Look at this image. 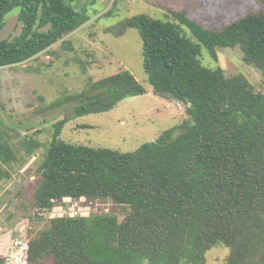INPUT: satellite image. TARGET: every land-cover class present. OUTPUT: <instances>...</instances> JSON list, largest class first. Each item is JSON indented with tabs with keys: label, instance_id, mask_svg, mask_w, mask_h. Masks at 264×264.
Here are the masks:
<instances>
[{
	"label": "trees",
	"instance_id": "16d2710c",
	"mask_svg": "<svg viewBox=\"0 0 264 264\" xmlns=\"http://www.w3.org/2000/svg\"><path fill=\"white\" fill-rule=\"evenodd\" d=\"M78 1L0 0V35L6 16L21 9L20 34L0 38V68L37 58L84 25L89 17L74 6ZM259 1L261 10L222 30L185 11L171 12L177 23L147 15L126 21L142 35L154 94L183 102L188 119L130 153L67 143L60 137L67 121H58L33 192L32 215L49 227L30 237L31 264L47 257L54 264H206L207 252L220 244L230 249L226 264H264V93L242 74L227 76L218 56L219 49L240 47L244 62L264 78ZM203 48L214 68L203 64ZM93 87L78 116L148 93L127 70ZM15 157L0 126V180ZM75 199L113 201L131 211L125 218L64 215ZM10 241L0 237V264Z\"/></svg>",
	"mask_w": 264,
	"mask_h": 264
},
{
	"label": "rangeland",
	"instance_id": "374dc122",
	"mask_svg": "<svg viewBox=\"0 0 264 264\" xmlns=\"http://www.w3.org/2000/svg\"><path fill=\"white\" fill-rule=\"evenodd\" d=\"M74 6L87 11L89 20L84 25L37 58L0 68V126L16 155L14 162L3 166L8 175L0 180V237L14 239L26 232L30 238L33 232L49 227L48 220H36L32 215L33 192L58 121H67L60 136L67 143L130 153L188 119L185 105L178 108L175 99L154 94L144 70L142 35L140 30L128 28L127 20L147 15L176 22L171 12L185 11L205 28L222 30L261 10L259 0H79ZM20 12L15 8L6 16L2 40L20 34ZM183 30L196 42L188 29ZM218 56L227 76L242 74L256 91L264 93L262 72L244 62L240 47L219 49ZM202 61L207 67L217 65L205 48ZM125 70L147 94L127 99L109 112L77 115L84 97L94 94V83ZM81 208L83 214L95 217L125 218L131 211L105 200L92 206L83 203ZM229 254L227 246L217 245L207 252L206 264H226ZM41 264H54V260L47 257Z\"/></svg>",
	"mask_w": 264,
	"mask_h": 264
},
{
	"label": "built area",
	"instance_id": "2783aa9c",
	"mask_svg": "<svg viewBox=\"0 0 264 264\" xmlns=\"http://www.w3.org/2000/svg\"><path fill=\"white\" fill-rule=\"evenodd\" d=\"M177 101V100H176ZM178 108H182L185 105L181 101H177ZM170 107V104L168 105ZM74 201V200H73ZM71 202L68 204L65 209L62 211L64 215L71 216H81L83 215V210L81 208V204L88 203V205H95L96 202H82L76 200L75 202ZM30 238L28 234L25 232L20 234L18 237L11 239L9 251L6 255L5 264H31L30 263Z\"/></svg>",
	"mask_w": 264,
	"mask_h": 264
},
{
	"label": "crops",
	"instance_id": "0c3cea01",
	"mask_svg": "<svg viewBox=\"0 0 264 264\" xmlns=\"http://www.w3.org/2000/svg\"><path fill=\"white\" fill-rule=\"evenodd\" d=\"M159 97H162V98H168V97H166V96H159Z\"/></svg>",
	"mask_w": 264,
	"mask_h": 264
}]
</instances>
